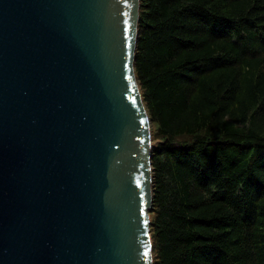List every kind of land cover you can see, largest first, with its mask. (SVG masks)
Instances as JSON below:
<instances>
[{"label": "water", "instance_id": "water-1", "mask_svg": "<svg viewBox=\"0 0 264 264\" xmlns=\"http://www.w3.org/2000/svg\"><path fill=\"white\" fill-rule=\"evenodd\" d=\"M140 0H0V264H153Z\"/></svg>", "mask_w": 264, "mask_h": 264}, {"label": "trees", "instance_id": "trees-1", "mask_svg": "<svg viewBox=\"0 0 264 264\" xmlns=\"http://www.w3.org/2000/svg\"><path fill=\"white\" fill-rule=\"evenodd\" d=\"M153 264H264V0H140Z\"/></svg>", "mask_w": 264, "mask_h": 264}, {"label": "rangeland", "instance_id": "rangeland-1", "mask_svg": "<svg viewBox=\"0 0 264 264\" xmlns=\"http://www.w3.org/2000/svg\"><path fill=\"white\" fill-rule=\"evenodd\" d=\"M154 127H153V125H152V123H151V132H152V129H153ZM151 142H152V134H151Z\"/></svg>", "mask_w": 264, "mask_h": 264}]
</instances>
